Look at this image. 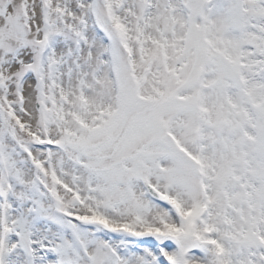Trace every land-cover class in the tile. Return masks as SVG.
I'll return each mask as SVG.
<instances>
[{
  "label": "snow or ice",
  "instance_id": "obj_1",
  "mask_svg": "<svg viewBox=\"0 0 264 264\" xmlns=\"http://www.w3.org/2000/svg\"><path fill=\"white\" fill-rule=\"evenodd\" d=\"M0 264H264V0H0Z\"/></svg>",
  "mask_w": 264,
  "mask_h": 264
}]
</instances>
